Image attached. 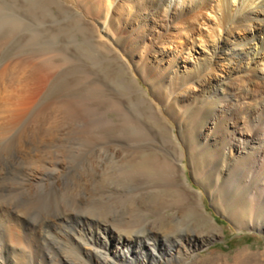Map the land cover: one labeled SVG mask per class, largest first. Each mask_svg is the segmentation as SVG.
<instances>
[{"label":"bare ground","instance_id":"obj_1","mask_svg":"<svg viewBox=\"0 0 264 264\" xmlns=\"http://www.w3.org/2000/svg\"><path fill=\"white\" fill-rule=\"evenodd\" d=\"M12 1H18L24 13L72 14L68 21L58 26V52L53 53L49 46L52 41L48 43L51 35L48 29L43 35L49 45L32 53L42 59L35 61L34 55L29 54L26 63L1 68L0 90L2 84L13 85L20 79L25 80V70L30 63L33 72L44 68L52 57L58 58L62 64L70 61L73 65L64 69L57 83L59 88L66 90L64 101H38L32 112L23 106L17 110H3L0 103V143L3 141L0 146V191L10 193L19 187L5 181L4 177L6 166L15 160H23L24 174L28 178L27 184L21 187L31 191L39 183L49 192L45 197V212L36 227L26 218L28 213L14 204L12 196H8L6 202L0 201V229L4 231L0 235V264H21L20 257L27 250L41 255L36 264H74L57 252V238H61L71 250L82 251L86 262L95 257L98 264L169 262L214 238V233L197 224V211L187 193L177 187L174 177L176 169H179L175 160L181 162L186 154L178 146L187 144L194 148L195 124L198 117L208 116V113L212 115L206 141L213 139L218 145L210 152V157H222L225 162L236 155L238 166L234 169L237 175L238 172L242 175L248 168L254 169L253 176L248 175L250 182H239L238 188L249 196L239 198L238 202L243 206L237 208L236 213L247 210L254 225L257 217L264 220V0H64L70 6L79 7L80 12L61 0ZM77 13H84L92 22L85 23L83 15ZM3 20L5 18H0V24ZM8 23L12 28L21 26L10 20ZM78 34L83 36L79 44L85 47L74 45L73 55L69 57L66 41L78 38ZM29 38L34 40L36 37L31 34ZM100 53L108 56L109 66H114V63L120 65L115 68L117 72L112 81L107 82L99 76L96 68ZM18 71L24 72L22 78ZM68 72L75 82L72 88L67 80ZM136 77L142 79L146 90L136 85ZM83 84L89 86L82 90ZM70 89L77 91L70 95L67 93ZM100 97H109L112 110L121 120V134L107 133L102 138L104 144L99 141L101 145H95L77 171L67 175L66 181L62 179L63 183L56 180L50 188L48 180L51 176L57 177L64 165L57 155L53 156V151L60 149L57 143L62 128L72 116L85 122L88 129L101 126L102 120L90 119L85 106L86 102ZM166 118L183 121L187 127L185 143L174 136L162 135L160 140H156L157 133L152 123L165 122ZM153 139L166 152L160 155L153 152L155 158L151 159L148 154L152 151ZM127 141L137 142V145H122ZM224 149H227V154ZM135 162L141 167L135 169V165L133 168ZM149 172L165 182L162 190L179 205L172 214H161L167 204L163 201L158 204L152 226L144 229L150 232L149 237L144 240L145 236H138L132 225L124 222L117 226L114 224L115 229L103 224L102 238L90 229L79 238L69 223L79 218L77 202L86 194V188L97 186L98 178L109 177L111 173L142 177ZM255 177L263 178L259 190L251 181ZM147 192H136L137 195L129 192L132 195L118 200L114 198L112 205L106 201L107 204L94 210V214H87L93 218L100 214L106 217L109 209L118 204L127 208L135 201L144 202ZM85 219L91 221L86 216ZM134 242L140 248L145 244L150 250V258H146L142 251L132 250ZM43 243L52 251L44 250ZM159 244L163 253L157 249Z\"/></svg>","mask_w":264,"mask_h":264},{"label":"rangeland","instance_id":"obj_2","mask_svg":"<svg viewBox=\"0 0 264 264\" xmlns=\"http://www.w3.org/2000/svg\"><path fill=\"white\" fill-rule=\"evenodd\" d=\"M61 2L75 10H78L79 12L81 11L79 7H76L75 5L70 6V4L66 3L64 0H61ZM4 5H6L5 8ZM71 14L72 13H63L60 15L58 13H24L18 1H1L0 18L1 20L5 18V21L3 20V23L0 24V52H3L2 54L0 53V69H5L9 66H15L16 64L26 63L25 59L26 57L28 59L29 54L30 56L34 55L33 57L35 61L41 60V57L36 56L32 53L35 51V53H37L41 47H43L44 45H49L51 41L52 45L49 46L51 49L53 48V53L58 52V39L56 40V38H58V26L68 21ZM77 14L80 16L83 15L82 20L85 21V23L87 22L90 24L92 22L87 15H84V13ZM9 20L17 22V24H21L22 27L20 25L16 26V28H12V26L9 27ZM48 29L50 30L51 35L48 41L49 44H46L43 34ZM31 34L36 37L34 40H31L29 38ZM82 38L83 36L78 34V38H71L66 41V44L68 46L67 54L69 57L73 55L72 47L74 45H80L85 47V45L79 44ZM103 55L104 53L98 54V67L96 69L100 77H102L106 81H112L114 80V76L117 72L115 68H119L120 65L114 63V66L117 65L116 67L109 66V60L107 59L108 56ZM100 56H102L104 59ZM48 61L49 62H47V65L44 68H41L36 72H33V70H31L32 68L30 63L28 68H26L25 70L27 71V78L25 80L20 79L19 81L13 83V85L2 84L3 86L0 90V103L1 106L4 107H2L3 110H12V108H14V110H17L21 108L19 106H23L24 108H28L29 112H32L34 106L37 105L38 101H44L45 99H49L51 101H64L63 96L65 95L66 90L65 88H59L57 86V83L64 69L71 67L73 63L71 64V62L69 61L68 64H62V62L56 57L49 58ZM106 65L108 66V68ZM100 70L102 71L100 72ZM18 72V74L22 78L24 76V72ZM67 78L69 87L72 88L74 85H72V83L75 82H72L73 80L70 72H68ZM136 79L138 81L136 85L141 86L143 87V89L146 90L147 87L142 81V79H140L139 77H136ZM88 86L89 84H83L81 89L85 90ZM76 91V89H70L67 93L71 95L73 92L75 93ZM141 94L144 95L146 93L141 92ZM46 95L47 97H45ZM149 95L151 96V94ZM33 97H36L38 99H36L35 101V99L33 100ZM108 98L109 97H100L86 102L85 104L86 114L89 116L90 119L98 118L100 122L102 120V124L101 126L98 125V128L88 129L85 127V122L74 119V116L70 117V119L66 122L67 125L64 127L65 129L62 128V133L60 135V139L58 140L59 142L57 143V145L60 146L59 148L61 149V151L60 149H58L57 151L54 150L53 156L57 155V157L62 161V165H64L61 167L62 170L60 171L57 177L53 178L51 176L48 180V182L51 183L50 188H52V186L54 185L53 183H55L56 180H58L60 183H63V180L66 181L68 176H70L74 171H77L81 167V164H83L87 155L95 147V145H101L99 141L102 142V145L104 144L103 142L105 140H103L102 138L107 133H113L115 135L121 134V124H119L121 120H119L117 116L118 113L115 110H112V107L110 106V100ZM106 100H108L109 102ZM207 109L210 110V106H207ZM211 115L212 114L208 113V116L203 114L198 117V122L195 124L197 130L194 134V148H189L187 144H183V146H178L180 149L184 150L186 154L184 158L181 159V162L179 160H175V162L179 165V169H176L177 171L175 172L174 177L177 187L187 193L191 200V203L197 211V224L202 225L205 231L209 233H214L215 237L198 247L191 248L190 251L184 256H181L179 258H173L169 262L160 261L156 264H264V220L260 217H257L255 219L254 225L252 224V222H250L247 210H245L246 208H244L245 211L243 213H236V209L240 207L242 208L243 206L241 203V206H239V198L249 196L247 194L245 195V193H243V191L238 188L239 182H241V184H245L247 181L250 182V177H248V175L251 174L253 176L254 169L248 168V170H245V172L241 171L242 175H239V172L237 175V172H235L236 168L234 169V166H238L236 155L229 157V159L225 162L222 157H210V152L218 148V145L215 140L211 139L209 140V142L206 141V133L209 127L208 125ZM152 124L154 125V132L157 133L156 140H160L163 135L165 137L174 136L178 139V141L183 143L186 142L185 135L187 133V127L185 124H183L182 120L180 121L174 120L172 118H166L165 122L164 120L160 122L154 121ZM162 126H166V128L163 129ZM209 133L211 132L209 131ZM2 142L0 143V146ZM151 143L153 144V146L151 149L152 151H149V158H155L153 152L156 154L158 153L159 155L162 153L164 154L166 152L164 147L158 145L156 141H154V139ZM134 144L137 145V142L133 143L127 141L122 143V145L124 146H134ZM223 152L225 154L228 153L227 149H224ZM160 160L161 159H159V161ZM11 164L6 166V174L4 180L19 187L15 190H12L10 193L0 191V201L6 202L8 196H12L11 200L14 201V204L22 208L21 210L23 212L28 213L26 214V218L28 219L30 224L33 223L36 227L40 220L39 218L45 212L44 208L47 206L45 199L48 197L49 192L45 189H42V184L39 185V183L38 186H35L36 188L34 190L32 189L31 191H26L27 189L21 187V185L25 183L27 184L28 178L24 174L25 168L23 167V160H15V163L12 165ZM133 165V168L136 165L135 169H137V167H141L138 163L136 164V162L133 163ZM113 174L111 173V176L109 177H106L105 175V177L98 178L97 186L91 185L90 187H88L89 189L86 188V194H83L81 198H79L77 202L79 218L74 219L69 223V225L73 227L74 230L79 234V238L82 237V235L85 234L86 230L88 229H90L95 235H98L99 238H102L104 237L103 228L101 227L103 224H106L110 228L115 229V225L117 226L119 223L122 224L125 222L126 224L132 225L133 229L136 231L135 233L138 236H145L143 237V239L145 240V238L149 237L151 234L150 232H146L144 229H147V227L150 228L152 226L153 218L155 217L156 213L155 210H157V206L158 204H160L161 201L167 204V207L162 209V211L160 212L161 214H172L178 209L179 205L173 201V197L167 192H164V190H162L165 186V182L158 179L157 176L152 175L151 173L142 177L135 175L126 177V175L120 176V174L117 173ZM251 181L253 183L254 188L259 190L263 178L258 179L257 177H255ZM101 185L104 186L102 187ZM110 190L112 192H110ZM134 190H137V193H144L145 191H148L144 194V196L146 195V197H144V202L135 201L133 206H127V208H124V206V209L121 208L122 204H118V206L114 207V209H109V215L106 217H104L103 214H100L101 217L99 216L97 218H93V216L87 214V212L89 214H94V210L96 211L97 208L100 209L99 207L104 205L106 201L107 203H109V205H112L111 201L114 202L113 200H115L116 198L118 200L119 198H124V196L127 197L132 194L137 195ZM156 190L158 191L156 192ZM154 191L156 193H153ZM129 192H131L132 194ZM12 193L13 195H11ZM28 193L29 196H27ZM113 195L116 196L113 197ZM90 198H92V200ZM83 199L84 204L82 203ZM186 215L187 217H189L188 214ZM85 216L88 217L91 221H87L85 219ZM91 217L96 220L98 219L99 223L92 220ZM1 229L0 235H2L4 232L3 229ZM170 236H168V239H170ZM57 241L59 242L57 245V252H60L62 255H65L71 261V263L73 262L74 264H98L95 257L91 258L89 261L86 262V260L81 254L83 253L82 251L80 252L79 250L77 253L71 250L67 246V244L61 240V238H57ZM41 246L44 250L52 251V249L45 243H43ZM131 248L132 250L142 251L143 254L146 255V258H150V250H148V247L145 244L143 245V247L140 248V245L137 246V243L134 242ZM157 249L159 253H163V248L160 244L157 246ZM137 258H139V256H137ZM40 259V254L34 253L33 251L29 250H27L23 254V256L20 257L21 264H36L37 260Z\"/></svg>","mask_w":264,"mask_h":264}]
</instances>
